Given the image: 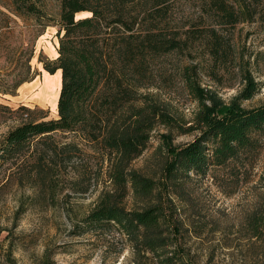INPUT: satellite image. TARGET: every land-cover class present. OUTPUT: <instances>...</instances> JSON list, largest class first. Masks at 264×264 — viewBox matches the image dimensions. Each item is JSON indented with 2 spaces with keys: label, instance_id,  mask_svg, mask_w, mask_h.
Wrapping results in <instances>:
<instances>
[{
  "label": "trees",
  "instance_id": "1",
  "mask_svg": "<svg viewBox=\"0 0 264 264\" xmlns=\"http://www.w3.org/2000/svg\"><path fill=\"white\" fill-rule=\"evenodd\" d=\"M41 1L9 3L17 15L46 18L45 27H57V57L43 63L50 75L60 71L57 117L27 121L8 132L0 163L36 156L40 168L44 160L80 151L76 144H55L57 133L91 143L107 162L111 189L100 193L76 225L77 234L113 224L136 253L159 259L172 246L176 229L170 219L173 205L166 196L169 188L183 178L205 176L209 167L239 161L255 152L257 137L264 136V104L242 106L260 91L244 63L237 71L241 88L228 102L200 82L204 74L224 86L223 77L231 73L235 60L230 30L244 23L264 26V0H61L54 23L41 11ZM171 55L186 60L200 56L208 64L203 68L185 61L175 77L160 64ZM176 79L196 104L188 123L167 103L143 92L159 89L158 83L170 86ZM157 127L166 131L158 138L168 156L158 181L131 168ZM173 132L198 134L192 142L176 146ZM129 193L139 200L138 208H126Z\"/></svg>",
  "mask_w": 264,
  "mask_h": 264
},
{
  "label": "rangeland",
  "instance_id": "2",
  "mask_svg": "<svg viewBox=\"0 0 264 264\" xmlns=\"http://www.w3.org/2000/svg\"><path fill=\"white\" fill-rule=\"evenodd\" d=\"M60 2L41 1L40 9L51 23L59 18ZM46 23V18L37 21L17 15L9 0H0V147L7 133L21 123L57 117L60 71L50 75L43 67L57 57V27H45ZM230 33L235 60L231 73L223 77L224 86L204 74L200 82L228 102L241 88L237 71L244 63L260 91L242 106L263 105L264 26L239 24ZM194 57L186 60L171 55L160 64L173 75L185 61L207 67L206 58ZM45 86L50 91L42 95ZM157 86L143 92L167 103L175 116L188 123L196 104L179 81ZM165 133L162 127L152 132L147 149L131 163L133 170L156 181L162 179L168 156L158 136ZM197 134L173 132L172 144L185 145ZM257 139V150L239 161L209 167L205 176L192 175L169 188L166 196L173 205L170 219L176 229L171 234L172 246L156 259L136 253L113 224L77 234L76 225L100 193L111 189L108 165L81 137L54 134L55 144H76L80 151L70 152V158L63 153L52 162L44 160L40 168L36 156L0 163V264H166V257L171 258L169 264H264V136ZM124 203L130 210L140 205L130 193Z\"/></svg>",
  "mask_w": 264,
  "mask_h": 264
},
{
  "label": "bare ground",
  "instance_id": "3",
  "mask_svg": "<svg viewBox=\"0 0 264 264\" xmlns=\"http://www.w3.org/2000/svg\"><path fill=\"white\" fill-rule=\"evenodd\" d=\"M41 91V90H40ZM47 91H50V89L48 87L45 86L44 90L41 91L40 94L42 95H46Z\"/></svg>",
  "mask_w": 264,
  "mask_h": 264
}]
</instances>
